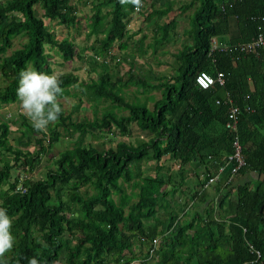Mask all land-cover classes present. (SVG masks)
<instances>
[{
    "label": "trees",
    "instance_id": "16d2710c",
    "mask_svg": "<svg viewBox=\"0 0 264 264\" xmlns=\"http://www.w3.org/2000/svg\"><path fill=\"white\" fill-rule=\"evenodd\" d=\"M175 1L142 0L139 12L145 20L152 19L153 30L151 42L143 46L144 35L132 39L135 31L127 28L132 5L90 0L88 43L83 47L67 36L57 37L48 26H74L76 4L70 0H0V104L17 100L22 70L52 74L45 48L54 49L62 60H82L88 49L97 68L96 77L86 82L71 71L58 73L62 97L70 86H80L78 102L70 111L62 108L46 134L37 133L21 109L14 118L0 117V155L11 156L0 158V207L7 209L15 237L13 249L0 264H28L33 257L39 264H118L131 259H139L137 264H264V144L252 152L246 145L264 118V71L236 70L242 64L264 65V45L239 52L237 58L215 51L212 61L206 54L211 36L227 32L229 16L235 18L239 35L225 43L249 40L264 29V0H183L172 8ZM171 9L174 13L158 22ZM177 16L187 18L190 26L172 53L175 70L165 75L140 66L135 71L130 60L119 74L122 58L114 53L113 44L124 50L132 43L140 56L147 48L155 52L173 39ZM16 37L21 41L13 47ZM201 70L211 75L222 71L223 85L199 88L194 76ZM128 86L142 96L125 94ZM153 90L159 92L157 99ZM223 91L239 108L235 134L244 165L237 175L252 170L261 180L253 188L238 185L233 190L230 182L225 183L220 194L212 195L203 184L231 152L234 135L223 125L228 104L212 101ZM80 96L93 106L106 103L99 119L72 116ZM147 100L152 101L150 108ZM217 123L222 145L204 151V143L212 142L206 141L203 131ZM10 124L19 131L13 144L8 141ZM134 126L145 139L133 134ZM117 134L114 145L104 147L100 139L111 142ZM61 137L69 146L50 157L42 177H34L31 172ZM148 160L154 175L139 168ZM167 160L174 167L165 165ZM198 167L204 170L199 172ZM188 170L196 178L193 211L185 212L188 203L182 202L180 214L174 210L167 218L155 216L160 206H169L167 200L181 187ZM126 183L129 193L124 192ZM248 245L260 251L259 258Z\"/></svg>",
    "mask_w": 264,
    "mask_h": 264
},
{
    "label": "rangeland",
    "instance_id": "374dc122",
    "mask_svg": "<svg viewBox=\"0 0 264 264\" xmlns=\"http://www.w3.org/2000/svg\"><path fill=\"white\" fill-rule=\"evenodd\" d=\"M177 1V6L183 1V0H176ZM71 3L76 4V16H77V21L74 24V26H63V25H58L55 23H50L48 26L55 32L57 37H62V36H67L69 39H72L75 43V45H80V46H85L87 45L88 41L85 38L86 33L89 30L88 24V16L91 14V9H90V0L89 2H86V5H83L80 0H70ZM174 12V10L168 11V14L171 15V13ZM168 14L162 18L158 22H162V19H166L168 17ZM188 14V13H187ZM151 21L152 19L145 20L143 17V14H141L139 11L138 12H133L131 13V19L129 20L127 24V28L131 31H135L132 35V39H138L141 38L142 35L144 37L142 38V44L143 46H146L147 43H150L152 40L153 36V30L151 27ZM46 23V21H45ZM188 19L182 16H177V21H176V26L174 28V37L173 39L165 44L162 45L160 48L157 49L155 52H150V48L146 49V53L142 54L141 56L138 54L137 50H134L132 43H128V47L124 50H119L116 47V43H114V53L121 57L122 61L119 62L118 68H119V74H121L127 67H128V62L130 60H133V69L135 71H138L140 66H143L144 68H149L154 72L157 73H164L165 75H169L171 73V68H170V61L172 59V53H175L176 50L180 48L181 42L183 41V38L185 36V32L183 33V30H185L187 27H189ZM92 37L89 38V41L91 40ZM21 39L19 37H16L13 40V47H17L20 44ZM77 45V46H78ZM132 49H130V48ZM45 51H48L49 56L47 58L51 73H63V72H68L71 71L74 73L77 77V80L80 81H88L90 78H95L96 77V71L97 68H95V62L91 58L90 51L88 49L85 50V56L83 57L82 60H62L57 54L54 53V49L48 50L45 48ZM99 59V58H98ZM116 61V59H115ZM80 89V86L78 84H74L69 87V94L65 97L60 98V103L62 108L64 109L65 112L70 111L72 109L73 103L78 102L77 96H78V91ZM140 90H135L134 86H128L127 90H125V94H132L137 95L138 97H141L142 94L139 92ZM155 95L154 99H157L156 97L159 95V92L156 90L151 91ZM80 105L78 108L72 112V116L75 117L76 119H82V118H87L90 120L93 119H99L100 118V112L103 107H106V103H97L96 106H93L90 102H86L85 99H83L82 96ZM147 107L152 106V101L147 100L146 102ZM20 108V103L18 100L12 102V103H6V104H0V117L3 120H6V118H13L16 116L17 111H19ZM22 111V110H21ZM10 130L8 133V138H9V143L13 144L14 136L19 134V131L17 129L16 124H10ZM138 130H136L135 126L132 128V132L137 133ZM139 137H144L146 136L137 133ZM120 138V135L117 134L115 137V140H112L109 142L106 138L100 139L103 140L104 142V147H107L109 144L114 145L115 141ZM133 138V137H132ZM106 139V140H105ZM95 141V140H94ZM69 146L68 141L64 138L61 137L58 142H56L51 151H49L48 154H46L43 157V160L41 161L40 165L36 167L31 174L34 177H42L44 171L46 170V166L51 165V159L50 157L57 156L59 152L64 149L65 147ZM10 155H4L0 158L3 159H10ZM49 157V158H48ZM1 160V159H0ZM152 161H142L139 164V168L144 171V173H148L151 175H154L155 169L152 165ZM165 165H170V167H174L172 163L169 162V160L165 161ZM168 173V172H166ZM187 175V177H190L191 175ZM13 176V173H12ZM195 178V177H194ZM196 179V178H195ZM193 180L194 179H190ZM191 181H188L187 189L186 191H182V194L180 196L174 195L173 198H170L167 200L168 204H164L163 206H160L155 214V216L158 215H163L164 218L168 217L169 212H174V210H177L176 212L180 214L179 208L180 204L182 202L189 203V196L188 192L189 190L192 191V183ZM129 183H126L123 185L124 192L129 193L131 191V188L129 187ZM183 185L181 186V188ZM133 191H136V189L132 188ZM169 196H172V193H168ZM114 199L117 198L116 195H112ZM193 211L190 210L189 212ZM185 212H188L185 211ZM165 220V219H163ZM181 220V219H180ZM138 249V246L135 247V249Z\"/></svg>",
    "mask_w": 264,
    "mask_h": 264
},
{
    "label": "clouds",
    "instance_id": "9594fccd",
    "mask_svg": "<svg viewBox=\"0 0 264 264\" xmlns=\"http://www.w3.org/2000/svg\"><path fill=\"white\" fill-rule=\"evenodd\" d=\"M119 3L130 4L137 11L142 7V0H119ZM61 85L62 81L57 73L40 72L35 68H26L20 72L16 98L23 114L37 133L46 134L49 125H54L59 120L63 112L59 102L64 94ZM11 228L12 219L7 209L0 207V259L14 247L15 237ZM28 264H39V261L33 257L29 259Z\"/></svg>",
    "mask_w": 264,
    "mask_h": 264
},
{
    "label": "crops",
    "instance_id": "0c3cea01",
    "mask_svg": "<svg viewBox=\"0 0 264 264\" xmlns=\"http://www.w3.org/2000/svg\"><path fill=\"white\" fill-rule=\"evenodd\" d=\"M175 2L176 3L172 6V8L177 5V1H175ZM173 13L174 12H172L171 14H173ZM169 15L170 14H168V16ZM227 20H228L227 21V23H228L227 32L224 34L211 36L210 40H212V42L214 44L225 43V42H229L230 40L237 39L239 32H238V28H237L235 18L233 16H229ZM170 68H171V73H172L175 70V67L173 65V56H172V59L170 61ZM259 69H260V71H264V65L255 66V68H253V67H250L248 65L242 64L241 66H238L236 68L237 72H239V73H242V72L248 73L249 71H258ZM249 77H250V75L247 74L246 78L248 80H250ZM221 93L222 92H220V94ZM228 99H230L231 100L230 102L232 104H234L233 100L229 96L228 92L223 91L222 95L215 96L212 101L214 104H221V103H225L226 100H228ZM215 100H219L220 102L216 103ZM220 127H221V125L218 123L217 124H210L209 129L205 130V132L203 131V133H205L208 137V139H206V141L209 142V140H211V142H212V143H204V144H206L203 147L204 151H209V150H214V149L216 150V149H219L221 147V145H222L221 137L218 134V132L220 131L219 130ZM236 131H237V129H236ZM213 138H215V140ZM259 143L264 144V118H262V120L255 125V130H254L253 134L251 135L250 140L246 142V145L248 146L249 150L252 152L253 150H255L257 148V145ZM200 146H202V145H200ZM256 152H258V151H256ZM169 162L172 163L171 160H169ZM175 167H176V165H175ZM187 168H191V166H189L187 164ZM198 168H199L198 169L199 172L201 170H204L203 167H198ZM189 171L190 170H188V175H191L190 177H192L194 179V177L192 176L193 171H191V172H189ZM226 176H227V173L223 172L220 175V181L215 182L214 184L212 183L211 185H209L206 188V191L210 194L212 193V195H216V193L220 194L222 191L223 184L225 183ZM179 178H180V175H177L176 179H179ZM192 178H189V177H187V175H185L184 182L182 183L183 187L182 188L180 187L174 194L177 196H180L182 194V191L183 192L186 191V189H187L186 184L188 183V181L193 182V180H190ZM260 180H261V175H258L255 171H252V170H245L244 172L242 171L238 175H234L230 179L229 185L231 186V190H233V188H235L238 185H249L250 188H253L255 186V184H257ZM194 181H195V179H194ZM193 187H194V185L192 186V191H193ZM192 191L189 190V192H188L189 200H191V201H189V203L187 204L186 210H189L192 207V205L193 206L195 205L196 197L191 194ZM190 210H192V209H190Z\"/></svg>",
    "mask_w": 264,
    "mask_h": 264
},
{
    "label": "built area",
    "instance_id": "2783aa9c",
    "mask_svg": "<svg viewBox=\"0 0 264 264\" xmlns=\"http://www.w3.org/2000/svg\"><path fill=\"white\" fill-rule=\"evenodd\" d=\"M134 11H137L134 8ZM264 45V29H258L253 36L250 37L249 40L237 42L233 45L229 43H220L214 44L212 40L209 41V46L207 49V56L213 61L214 55L216 52H227L229 54L235 55L237 58V54L239 52H246L254 50L255 48L262 47ZM195 84L202 89L208 88L213 84H218L222 86L224 83L223 72L217 70L214 75L209 74L208 72L201 70L198 71L194 76ZM231 100H226L225 103L228 104V109L226 113V120L224 122V127L234 132V135L230 141L231 152H229L224 159L223 164L216 168V171L213 175H209L206 181L203 184V187L208 186L212 182L216 181L219 177V174L224 171V168L228 167L227 176L225 179V183H228L230 179L237 174L240 168L244 165V159L241 151V144L235 134L236 126H237V113L239 108L230 102ZM216 103H219V100H215ZM248 108V107H246ZM156 238L152 239V243L156 242ZM250 251L255 254L256 258L260 257V251L258 249L253 248L251 245H248ZM150 253L152 249L149 250ZM139 259H131L126 261H120L118 264H137Z\"/></svg>",
    "mask_w": 264,
    "mask_h": 264
}]
</instances>
